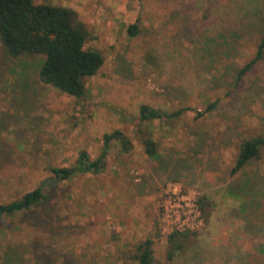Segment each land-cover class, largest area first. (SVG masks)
I'll return each mask as SVG.
<instances>
[{"label": "rangeland", "instance_id": "374dc122", "mask_svg": "<svg viewBox=\"0 0 264 264\" xmlns=\"http://www.w3.org/2000/svg\"><path fill=\"white\" fill-rule=\"evenodd\" d=\"M34 3L75 11L89 31L85 47L105 64L84 80L80 99L42 83V56L12 58L0 42V205L38 188L47 195L41 207L0 220V264H32L34 251L39 260L47 250L54 264H134L148 240L155 264H167L155 215L173 192L212 205L176 264H264V151L230 176L242 139L264 135V58L237 85L264 28V0ZM133 25L140 33L131 37ZM142 106L190 110L142 123ZM141 129L160 144L159 158L145 153ZM116 130L131 152L113 146L101 173L55 178L53 168L77 166L83 152L97 160Z\"/></svg>", "mask_w": 264, "mask_h": 264}, {"label": "trees", "instance_id": "16d2710c", "mask_svg": "<svg viewBox=\"0 0 264 264\" xmlns=\"http://www.w3.org/2000/svg\"><path fill=\"white\" fill-rule=\"evenodd\" d=\"M258 2L260 0H252ZM77 13L67 8L51 5H36L34 0H0V42L7 54L12 58L30 55L43 57L39 76L42 83L51 86L63 94L83 98L86 94L84 80L99 73L105 64L104 57L97 51L85 47L89 38L87 27L78 22ZM139 27L133 25L129 29L131 37L139 35ZM241 43V42H240ZM264 58V28L260 30L256 53L252 59L238 71L237 85L245 76L256 70ZM219 101L209 102L203 113L197 118L213 112ZM189 108L174 113L162 112L149 106L141 107L142 123L173 121L182 116ZM140 140L145 153L151 159L160 157V144L149 130H139ZM116 146L121 153L128 154L133 150L132 140L123 131L116 130L104 136V147L99 158L92 161L86 152L81 154L78 165L73 168H53L52 173L60 181L70 180L78 173H101L106 166L111 149ZM264 151V135L258 134L242 139L238 154L231 170V177H238L245 168L255 160L262 158ZM249 190H252L250 188ZM47 202V195L38 188L23 196L19 201L0 205V220L15 217L17 214L39 208ZM204 225L208 223L211 203L204 197L199 198ZM198 231L174 232L168 237L169 251L167 264L174 262L175 254L183 251L184 242L190 233ZM152 241H145L139 246L134 256V264H155ZM45 252V253H44ZM42 252L37 260L34 251L32 264H54L51 251ZM44 257V258H43ZM26 259H23V264ZM57 264V263H55ZM63 264H72L64 261Z\"/></svg>", "mask_w": 264, "mask_h": 264}, {"label": "built area", "instance_id": "2783aa9c", "mask_svg": "<svg viewBox=\"0 0 264 264\" xmlns=\"http://www.w3.org/2000/svg\"><path fill=\"white\" fill-rule=\"evenodd\" d=\"M155 219L166 238L174 232L195 231L204 225L199 199L182 192L167 193L157 206Z\"/></svg>", "mask_w": 264, "mask_h": 264}]
</instances>
